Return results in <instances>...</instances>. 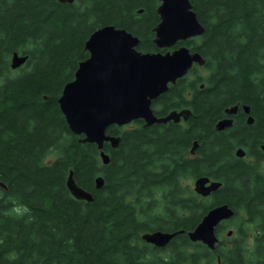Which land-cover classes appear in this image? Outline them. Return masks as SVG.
Returning a JSON list of instances; mask_svg holds the SVG:
<instances>
[{"label":"trees","instance_id":"obj_1","mask_svg":"<svg viewBox=\"0 0 264 264\" xmlns=\"http://www.w3.org/2000/svg\"><path fill=\"white\" fill-rule=\"evenodd\" d=\"M191 2L205 32L180 44L206 63L161 95L157 113L190 108L189 119L110 126L121 141L105 144L104 164L58 99L100 26L126 28L144 52L164 51L154 43L160 0H0V264H264V0ZM14 52L28 55L18 69ZM235 104L249 105L254 123L243 113L217 130ZM71 171L93 201L72 195ZM204 175L222 182L209 196L183 183ZM221 203L235 215L217 226L215 250L192 242L187 231ZM154 230L185 232L157 247L142 238Z\"/></svg>","mask_w":264,"mask_h":264},{"label":"water","instance_id":"obj_2","mask_svg":"<svg viewBox=\"0 0 264 264\" xmlns=\"http://www.w3.org/2000/svg\"><path fill=\"white\" fill-rule=\"evenodd\" d=\"M62 1L72 3L74 0ZM157 12L160 21L154 27V43L167 51L144 52L138 49L140 38L126 28L111 24L100 26L85 42L89 56L79 63L74 79L65 84L58 99L70 130L84 136L79 139L80 142L96 144L104 164L111 159L104 149L105 143L117 148L121 141V136L107 132L111 125L124 126L143 119L145 126H151L170 120L179 122L182 118L188 119L191 114V110L186 108L173 110L166 116H157L152 102L168 91L170 84L186 76L195 63H206L200 52L192 51L187 45L172 48L181 41L201 36L205 26L199 20L191 0H160ZM27 59L28 55L14 52L12 68H19ZM238 108L237 104L226 107L225 112L230 116L220 119L215 128L225 130L232 127V115L237 113ZM244 110L249 113L247 123L252 124L255 118L250 113V106L244 104ZM197 147L198 142L195 141L191 152L194 153ZM262 150L264 152V144ZM235 154L245 157L246 150L239 147ZM104 183L102 175L96 177L98 189ZM221 184L207 175L199 176L194 180V190L208 196ZM67 185L75 198L94 200L91 192L78 185L73 171L69 174ZM0 186L7 188L1 179ZM234 215L235 209L228 203L215 205L187 234L192 242H203L215 250L219 241L217 226ZM184 232L154 230L144 232L142 238L157 247H166L177 234ZM233 232L230 229L227 235L232 236Z\"/></svg>","mask_w":264,"mask_h":264},{"label":"flooded vegetation","instance_id":"obj_3","mask_svg":"<svg viewBox=\"0 0 264 264\" xmlns=\"http://www.w3.org/2000/svg\"><path fill=\"white\" fill-rule=\"evenodd\" d=\"M173 48H175V46L173 47ZM179 80V79H178ZM177 83V82H176ZM175 83V84H176ZM174 84H170V88L168 89V91L171 89V87L173 86ZM168 91H166V92H168ZM166 92H164V93H166ZM163 93V94H164ZM162 95V94H161ZM161 95H160V97H161ZM160 97H158L157 99H155L153 102H152V108L154 109V112H155V114L157 115V116H166V115H168L171 111H173V110H176V111H180V110H182V109H185V108H174V109H171V110H169L168 112H164L163 114H161V115H158L157 113L158 112H160V111H162V110H164L165 108H164V104H163V102L161 101V98ZM238 106H239V108H238V111H237V113H235V114H233L232 115V117H233V119H234V123H233V125H232V127L235 125V122H236V118L237 117H241V115L243 114V113H245V119H246V121H247V117L249 116V113H247L245 110H244V104L243 105H239V104H237ZM251 112V111H250ZM229 115H227L226 117H228ZM190 117V116H189ZM189 117H188V119H189ZM225 118V117H224ZM188 119H184V118H182L179 122H177V121H174V120H170V121H168V122H166V123H155V124H164L165 126H168L170 123H173V124H175V123H185ZM254 123V122H253ZM154 125V124H153ZM231 128V127H230ZM227 129H229V128H227ZM194 145V144H193ZM199 146V145H198ZM193 147V146H192ZM198 148V147H197ZM192 149V148H191ZM197 150V149H196ZM196 150H195V152L194 153H192L191 151V154L192 155H194V154H196Z\"/></svg>","mask_w":264,"mask_h":264},{"label":"rangeland","instance_id":"obj_4","mask_svg":"<svg viewBox=\"0 0 264 264\" xmlns=\"http://www.w3.org/2000/svg\"><path fill=\"white\" fill-rule=\"evenodd\" d=\"M198 72L200 74H207L208 70L203 69V68H199ZM194 180H195L194 177L186 178V179L183 180V183L193 189L194 188ZM242 213H244V212H242ZM235 228H236V225L235 224H231L229 227L226 228L223 236H226L227 230L234 229V231H235Z\"/></svg>","mask_w":264,"mask_h":264}]
</instances>
